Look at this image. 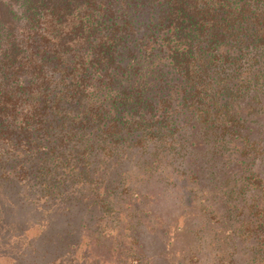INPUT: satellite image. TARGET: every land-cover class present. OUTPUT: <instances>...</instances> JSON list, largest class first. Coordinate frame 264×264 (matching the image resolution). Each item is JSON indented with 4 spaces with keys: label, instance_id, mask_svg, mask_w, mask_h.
<instances>
[{
    "label": "trees",
    "instance_id": "trees-1",
    "mask_svg": "<svg viewBox=\"0 0 264 264\" xmlns=\"http://www.w3.org/2000/svg\"><path fill=\"white\" fill-rule=\"evenodd\" d=\"M0 260L264 264V0H0Z\"/></svg>",
    "mask_w": 264,
    "mask_h": 264
},
{
    "label": "rangeland",
    "instance_id": "rangeland-1",
    "mask_svg": "<svg viewBox=\"0 0 264 264\" xmlns=\"http://www.w3.org/2000/svg\"><path fill=\"white\" fill-rule=\"evenodd\" d=\"M37 233V229L35 228L33 231H30L31 235H34ZM0 264H8L5 260H0Z\"/></svg>",
    "mask_w": 264,
    "mask_h": 264
}]
</instances>
